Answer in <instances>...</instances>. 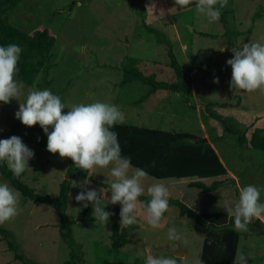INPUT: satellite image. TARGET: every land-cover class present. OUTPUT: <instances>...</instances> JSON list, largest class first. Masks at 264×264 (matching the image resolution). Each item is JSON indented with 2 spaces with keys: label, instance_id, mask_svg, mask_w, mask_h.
<instances>
[{
  "label": "rangeland",
  "instance_id": "374dc122",
  "mask_svg": "<svg viewBox=\"0 0 264 264\" xmlns=\"http://www.w3.org/2000/svg\"><path fill=\"white\" fill-rule=\"evenodd\" d=\"M223 9L226 11L224 20L228 30L238 35L223 37L224 30L219 21L210 22L196 11L195 5L184 7L176 0H23L10 19L22 29H27L26 26L34 23L35 17L37 24L48 29L54 38L50 59L52 67L46 78L42 79L41 75L35 77L34 86L40 89L39 84L45 79L50 80L48 88L60 96L66 108L72 104L97 101L111 103L125 114L124 122L118 124L184 132L207 140L221 135V128L205 115V102H227L230 107H214L212 110L222 118H229L233 124L244 127L248 140L254 129L264 128V91H229L231 68L226 61L232 55L227 50L220 51V48L226 47V41L234 48H239L242 42L264 43V0H229ZM256 12L260 16L253 19ZM145 27L157 31L170 43L184 80L189 84V94L157 91L156 95L152 94L142 101L148 87L135 81L120 84V66L126 58L137 59V68L144 76H153L156 81L167 84L174 83L165 54L166 45L157 44L154 41L155 31L149 32ZM248 29L250 31L246 34ZM198 33L211 35L212 38ZM234 95L239 97V103L231 108L236 102ZM19 102H24V96L8 104L0 103V139L18 136L33 150L34 157L28 162L30 169L22 173L20 180L36 193L55 197L58 183L64 177L66 160L42 147L47 142V136L41 128H27L17 122L15 113ZM212 148L226 174L202 182L208 185L213 180L223 181L224 177L232 179L214 192L201 193L189 188L188 183L194 178L157 181L150 177L145 184L163 183L169 190V199L180 201L199 215L223 212L231 216L228 209L237 201L241 186L255 185L260 188V199L264 202V155L250 149L248 144L241 154L244 160L239 159L237 151L228 143L216 142ZM81 171L101 183L112 179L108 169ZM85 180L71 179L65 209L66 218L75 221L71 231L81 264H145L148 254L168 257L178 251L183 256H175L177 264H199L202 230L181 217L174 206H169L158 228L146 223L145 214L139 207L134 224H120L121 206L112 205L105 198V195L110 197L109 188L88 182L85 190H99L101 205L113 215L108 223L103 224L93 218L92 205L89 204L83 217H92L94 221L80 222L81 211L85 208L75 200L81 189L74 187L72 182ZM3 182L7 181L0 177V183ZM19 209L15 218L0 224L10 234L17 254L33 264H61L69 260L68 249L57 235L55 226L58 220L53 209L47 204L33 203L22 197ZM257 220L264 227V219ZM113 223L119 227H132L129 228L125 246L115 255L109 250L110 226ZM172 227L180 235L179 241L168 239V229ZM260 232L261 235L239 238L232 264H237L241 253L247 257L248 264H264V230ZM12 255L0 239V264H21L12 259Z\"/></svg>",
  "mask_w": 264,
  "mask_h": 264
},
{
  "label": "trees",
  "instance_id": "16d2710c",
  "mask_svg": "<svg viewBox=\"0 0 264 264\" xmlns=\"http://www.w3.org/2000/svg\"><path fill=\"white\" fill-rule=\"evenodd\" d=\"M229 1V0H228ZM23 0H0V46L9 44H17L22 48L20 58L17 65V79L22 81L26 87H32L35 83V77L41 75L44 79L52 67L50 62L51 51L55 40L41 24H37L38 20L33 17L34 23L26 26L27 29H22L18 23L10 19L11 14L22 5ZM196 5L192 2L189 6ZM142 12V10H141ZM219 23L221 24L224 33L222 36L230 37L239 33L228 30L224 16L226 11L221 10ZM260 16L259 12L254 13L253 19ZM40 27L39 29L37 27ZM149 32L155 30L145 27ZM250 29L246 31L248 34ZM155 31V42L157 44L166 45V57L168 59V67L174 75V83L167 84L165 82L156 81L153 76H144L137 68L139 62L135 58H126L120 66L121 80L120 84L130 82H138L139 84L148 87V90L143 95L141 100L148 98L152 94H157V91H168L174 94L186 95L190 93V87L187 81L184 80L181 67L177 64L172 52V47L168 40H164ZM202 37H210L205 33H198ZM161 35V34H160ZM229 39V38H228ZM227 42V51L231 53L234 48L233 44ZM51 81L46 79L44 83L38 85L40 89H49ZM229 87V91H232ZM154 95V96H155ZM235 104L231 108L238 106L239 97L234 95ZM227 102L216 103L206 101L204 104V113L212 121L216 122L221 128V135L215 139H207L202 142L201 137H196L192 134L184 132L163 131L157 129H148L132 125L117 124L113 127V131L118 133V139L123 156L131 158L134 167L145 169L149 177L155 180H181L195 179L188 183L189 188H195L201 193H212L222 185L230 182L232 179L224 177L223 181L213 180L210 184H205L202 180H212L225 176L224 166L220 162L217 154L212 148V144L216 142H225L233 147L239 154V159H242L241 154L243 147L249 145L250 149L258 151L264 155V128H256L252 131L249 139H246L245 128L237 124H233L229 118H222L217 115L212 109L228 108ZM19 124L20 121L17 120ZM40 128L39 125L33 126ZM51 131V129H49ZM47 142L42 145L46 147ZM66 160V167L63 179L58 183L57 194L55 197H48L44 194L34 192V190L24 184L20 176H15L7 167L6 162H0V177L8 182V184L21 193L24 200L33 203L47 204L56 214L57 217V235L61 242L68 249L69 260L61 264H81L77 250L74 248L73 235L71 226L74 220H69L65 216L67 205V195L71 179L82 178L89 183L101 187L110 188L109 182L101 183L95 181L91 176H86L80 169L76 168L70 159ZM142 202H147L150 199L148 196L139 197ZM169 206H174L178 209L179 215L185 217L193 224L199 226L203 233L199 264H232L235 257L236 248L239 243V238H247L250 235H261L260 230H264L262 224L254 219V224L248 226L247 232H239L234 229L233 218L227 216L226 213H209L204 215L197 214L194 210L178 200L169 199ZM86 208L82 209L80 222L90 223L94 219L92 217H83ZM129 226L119 227L113 223L110 226L109 235V250L112 254H116L126 244V239L129 233ZM0 239L6 244L7 249L13 254L12 259L21 264H33L25 259L21 254H17L15 243L11 240L10 234L0 227ZM77 249L79 248L76 245ZM74 259L77 261L74 262ZM114 264V263H113Z\"/></svg>",
  "mask_w": 264,
  "mask_h": 264
},
{
  "label": "clouds",
  "instance_id": "9594fccd",
  "mask_svg": "<svg viewBox=\"0 0 264 264\" xmlns=\"http://www.w3.org/2000/svg\"><path fill=\"white\" fill-rule=\"evenodd\" d=\"M181 6H188L192 0H176ZM228 0H196V11L207 17L210 22L218 21L221 10ZM221 47L220 51H226ZM22 48L17 44L0 46V103L19 102L15 118L31 128L39 125L47 136L46 150L50 154H58L61 159H70L73 165L85 172L96 168L108 169L110 197L105 198L110 204L121 206L120 224L132 225L136 222L137 208L143 210L146 223L152 228L160 227L164 213L169 210V190L166 185L155 182L146 185L150 179L148 172L134 167L131 158L123 156L118 133L113 127L123 123L125 114L117 105L106 102L72 104L66 108L59 95L50 89L28 87L17 79V65ZM232 58L226 61L231 68L230 87L246 92L264 91V43L242 42L239 48H232ZM218 82V81H216ZM67 109V111H65ZM51 129V131L49 130ZM34 152L29 149L18 136L0 139V162H6L8 169L20 176L30 169L28 162L33 159ZM81 191L75 200L82 208L92 205V216L101 223H108L111 212L105 211L101 205L99 190H85L88 181L72 182ZM147 194L150 198L142 202L139 197ZM21 193L7 182L0 183V224L19 214ZM261 189L255 185L239 187L238 199L228 212L233 218L234 229L247 232L254 219H264V202H261ZM168 239L179 241L176 228L168 229ZM145 264H177L174 255L168 257L146 256ZM237 264H248L247 257L241 253Z\"/></svg>",
  "mask_w": 264,
  "mask_h": 264
},
{
  "label": "water",
  "instance_id": "95a60500",
  "mask_svg": "<svg viewBox=\"0 0 264 264\" xmlns=\"http://www.w3.org/2000/svg\"><path fill=\"white\" fill-rule=\"evenodd\" d=\"M202 142H205L206 140L204 139V138H202V140H201ZM173 255L174 256H176V257H179V256H181V252H173Z\"/></svg>",
  "mask_w": 264,
  "mask_h": 264
},
{
  "label": "crops",
  "instance_id": "0c3cea01",
  "mask_svg": "<svg viewBox=\"0 0 264 264\" xmlns=\"http://www.w3.org/2000/svg\"><path fill=\"white\" fill-rule=\"evenodd\" d=\"M169 180H171V179H169ZM163 181H166V180H163ZM173 181H177V180H173ZM179 181H181V180H179ZM181 256H183V253H181Z\"/></svg>",
  "mask_w": 264,
  "mask_h": 264
}]
</instances>
